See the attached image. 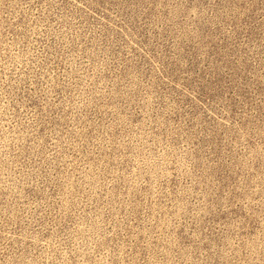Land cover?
<instances>
[{
    "label": "rangeland",
    "instance_id": "374dc122",
    "mask_svg": "<svg viewBox=\"0 0 264 264\" xmlns=\"http://www.w3.org/2000/svg\"><path fill=\"white\" fill-rule=\"evenodd\" d=\"M0 264H264V0H0Z\"/></svg>",
    "mask_w": 264,
    "mask_h": 264
}]
</instances>
